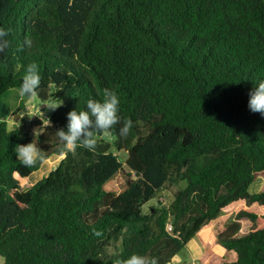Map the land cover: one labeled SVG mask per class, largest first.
Masks as SVG:
<instances>
[{"label":"trees","instance_id":"trees-1","mask_svg":"<svg viewBox=\"0 0 264 264\" xmlns=\"http://www.w3.org/2000/svg\"><path fill=\"white\" fill-rule=\"evenodd\" d=\"M0 28L4 264H123L132 254L169 264L209 227L206 249L233 255L223 264H264V191L249 192L264 172V117L247 107L264 80V0H0ZM33 62L36 102L62 104L48 108L42 151L26 167L14 148L34 137L26 124L9 129L4 99ZM106 89L120 97V123L94 132V150L64 152L66 114ZM120 173L125 187L106 190Z\"/></svg>","mask_w":264,"mask_h":264},{"label":"clouds","instance_id":"clouds-1","mask_svg":"<svg viewBox=\"0 0 264 264\" xmlns=\"http://www.w3.org/2000/svg\"><path fill=\"white\" fill-rule=\"evenodd\" d=\"M7 32L0 28V50L6 47V41L2 38ZM41 82L39 66L36 63H30L26 66V72L18 89V94L22 97L38 96V89ZM62 104L49 106L51 110H55ZM247 107L250 112L259 113L264 117V80H260L256 87H252L248 93ZM120 97L113 90L106 89L103 100L89 99L86 103V110L77 112L75 109L66 114V129H59L56 134L62 145L64 152L70 153L83 146L89 150H94L96 146V138L94 132H109L115 125L120 123ZM34 116V115H33ZM36 116V115H35ZM41 120V127L33 130V141L27 144H19L14 148L16 159L24 166L30 167L35 164L39 158L41 149L38 147V138L44 133L50 124V120L41 112L38 117ZM133 122L129 119L124 122L120 128V135L127 136L132 128ZM123 264H157L155 258L132 254Z\"/></svg>","mask_w":264,"mask_h":264},{"label":"rangeland","instance_id":"rangeland-1","mask_svg":"<svg viewBox=\"0 0 264 264\" xmlns=\"http://www.w3.org/2000/svg\"><path fill=\"white\" fill-rule=\"evenodd\" d=\"M5 102L8 104L10 108V116L7 120V124L9 129H14L17 126L21 124L27 125V130L33 133L34 129H39L41 127L40 125H37L38 121L41 122V120L38 118L40 115V112L48 118V108L40 106L34 97H22L18 94V90H12L9 93L8 98L6 97ZM45 108V110H44ZM16 113L17 115L13 116V114ZM34 115V116H33ZM36 115V116H35ZM31 123H35V125L31 126ZM33 135V134H32ZM57 158L49 159L43 167L34 172L30 177L29 181L31 183L37 182L44 176H46L49 172V170L53 169L54 166L57 163ZM125 175L124 173L118 174L111 182H109L105 189L109 191H113L115 193H119L124 187H125ZM260 191H264V172H259L255 174V181L250 185L249 192L251 193H257ZM162 196V195H160ZM171 201L169 197L161 198L160 202H162L163 205H166ZM155 205V202L152 203ZM232 209H235V207H232ZM207 230V231H206ZM203 231V233H200L196 238H194L188 245L185 247L177 256V260L179 259L181 262H185L187 264H191L192 257L194 255H202V260L200 264H207L206 258L207 255H211L213 249H210L209 251L206 249V243L211 239L210 231H214L213 227H209ZM213 233V232H212ZM210 235V236H209ZM210 238V239H209ZM213 254V253H212ZM226 257L224 258L226 261L232 260L233 255L231 253H225ZM225 260H222V264L225 262ZM216 264V261L214 262ZM213 261H210L209 264H214ZM0 264H4V259L0 256ZM196 264V263H195ZM199 264V262H197Z\"/></svg>","mask_w":264,"mask_h":264},{"label":"crops","instance_id":"crops-1","mask_svg":"<svg viewBox=\"0 0 264 264\" xmlns=\"http://www.w3.org/2000/svg\"><path fill=\"white\" fill-rule=\"evenodd\" d=\"M214 229V228H213ZM207 231V230H206ZM213 231H210L209 233H210V235L212 236L213 235V233H212ZM203 233V232H202ZM200 235V234H199ZM209 235V236H210ZM196 238V237H195ZM210 239V238H209ZM193 240V239H192ZM191 240V241H192ZM190 241V242H191ZM189 242V243H190ZM208 242V241H207ZM188 243V244H189ZM187 244V245H188ZM207 244V243H206ZM187 245H186V247H187ZM213 251L214 252H212L211 253V255H207L208 257L205 259L206 260V263L207 264H209V262L210 261H213V263L216 261V264H222V260L224 261L225 259V257H226V252L222 249V248H219V247H216V248H214L213 249ZM201 260H202V255H199V254H197V255H194L193 257H192V260H191V264H197V262H199V264H200V262H201ZM226 261V260H225ZM169 264H187V263H185V262H181L179 259L177 260V258L176 257H174L173 258V260L169 263ZM203 264H204V261H203ZM215 264V263H214Z\"/></svg>","mask_w":264,"mask_h":264},{"label":"built area","instance_id":"built-area-1","mask_svg":"<svg viewBox=\"0 0 264 264\" xmlns=\"http://www.w3.org/2000/svg\"><path fill=\"white\" fill-rule=\"evenodd\" d=\"M167 231L171 232L172 231V228H171V225L168 224L167 227H166Z\"/></svg>","mask_w":264,"mask_h":264},{"label":"water","instance_id":"water-1","mask_svg":"<svg viewBox=\"0 0 264 264\" xmlns=\"http://www.w3.org/2000/svg\"><path fill=\"white\" fill-rule=\"evenodd\" d=\"M35 139V138H34ZM136 176H138L137 174H135ZM158 195H162V192H159Z\"/></svg>","mask_w":264,"mask_h":264}]
</instances>
